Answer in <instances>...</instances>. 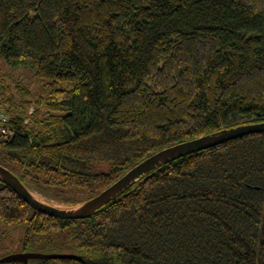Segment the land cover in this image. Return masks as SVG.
I'll list each match as a JSON object with an SVG mask.
<instances>
[{
	"label": "trees",
	"instance_id": "1",
	"mask_svg": "<svg viewBox=\"0 0 264 264\" xmlns=\"http://www.w3.org/2000/svg\"><path fill=\"white\" fill-rule=\"evenodd\" d=\"M0 58L42 83L14 105L3 86L0 165L68 206L163 148L264 122V0H0ZM0 224L81 257L27 264H264V133L164 164L87 219L0 180Z\"/></svg>",
	"mask_w": 264,
	"mask_h": 264
},
{
	"label": "water",
	"instance_id": "2",
	"mask_svg": "<svg viewBox=\"0 0 264 264\" xmlns=\"http://www.w3.org/2000/svg\"><path fill=\"white\" fill-rule=\"evenodd\" d=\"M256 133H264V122L240 124L163 148L137 163L92 198L77 204L76 207L71 209L55 207L36 199L30 190L13 173L1 165L0 180L37 212L64 220L87 219L101 207L107 205L127 191L152 170L186 155ZM35 259L79 260L81 257L73 254L18 253L0 258V264L9 262L27 264L29 260Z\"/></svg>",
	"mask_w": 264,
	"mask_h": 264
},
{
	"label": "rangeland",
	"instance_id": "3",
	"mask_svg": "<svg viewBox=\"0 0 264 264\" xmlns=\"http://www.w3.org/2000/svg\"><path fill=\"white\" fill-rule=\"evenodd\" d=\"M19 85H23L29 90L31 95H41L42 83L39 79H36L32 74L23 69H14L9 67L0 58V95L3 92V86L8 87L7 93H9L12 100V104L21 101V95L16 89ZM9 91V92H8ZM12 111L14 107H11ZM32 108L29 110L31 113ZM108 162H95L93 164L92 171L105 172L108 170ZM30 192L35 195L36 199L47 203L49 205L71 209L76 205H65L56 202V200L43 194L42 191H36L30 189ZM26 225H1L0 224V258L18 254V253H40V254H73L77 255L78 251L69 238H62L55 234H46L40 239H34L28 246L23 247L24 240L28 236L26 234ZM59 235V234H58Z\"/></svg>",
	"mask_w": 264,
	"mask_h": 264
},
{
	"label": "built area",
	"instance_id": "4",
	"mask_svg": "<svg viewBox=\"0 0 264 264\" xmlns=\"http://www.w3.org/2000/svg\"><path fill=\"white\" fill-rule=\"evenodd\" d=\"M8 115L5 112L4 106L0 100V142L9 139L13 132L8 126Z\"/></svg>",
	"mask_w": 264,
	"mask_h": 264
},
{
	"label": "bare ground",
	"instance_id": "5",
	"mask_svg": "<svg viewBox=\"0 0 264 264\" xmlns=\"http://www.w3.org/2000/svg\"><path fill=\"white\" fill-rule=\"evenodd\" d=\"M34 195V194H33ZM34 197H35V195H34Z\"/></svg>",
	"mask_w": 264,
	"mask_h": 264
}]
</instances>
